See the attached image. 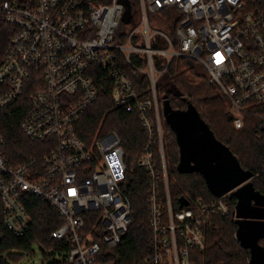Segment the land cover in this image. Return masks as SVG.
<instances>
[{
	"label": "built area",
	"instance_id": "2783aa9c",
	"mask_svg": "<svg viewBox=\"0 0 264 264\" xmlns=\"http://www.w3.org/2000/svg\"><path fill=\"white\" fill-rule=\"evenodd\" d=\"M127 6L132 15L124 22ZM167 26L174 27V38ZM1 29L7 37L0 54V109L27 92L20 129L32 140L52 139L53 146L41 160L13 162L0 136V237L6 231L22 235L30 226L25 194L57 209L62 223L50 237L68 248L51 255L69 264H96L103 246L118 245L127 232L131 202L122 190L121 137L107 131L87 143L74 127L97 97L88 73L96 64L113 82L114 103L135 111L148 136L138 160L148 172L153 231V252L144 261L192 264L189 248L204 247L205 217L212 211L228 213L231 192L173 210L156 83L173 57L196 59L227 99L234 125L241 127L252 106L264 103V0H0ZM130 69L147 75L151 95L137 91ZM156 139L161 174L152 151Z\"/></svg>",
	"mask_w": 264,
	"mask_h": 264
},
{
	"label": "trees",
	"instance_id": "16d2710c",
	"mask_svg": "<svg viewBox=\"0 0 264 264\" xmlns=\"http://www.w3.org/2000/svg\"><path fill=\"white\" fill-rule=\"evenodd\" d=\"M6 37V33L1 29L0 54ZM204 70L206 71L196 59L186 56L173 57L157 80V97L162 105L167 101L172 108H185L188 102L194 104L215 136L232 150L244 168L253 171L251 182L254 189L264 197V172L258 173L264 166V103L252 106V112L245 115L244 124L236 127L225 96L209 80ZM128 71L137 91L140 94L151 95L147 75L131 69ZM88 73L92 77L97 97L75 119V131L87 143L96 134L107 131H116L121 137L126 165L122 190L130 199L132 218L120 243L111 248L103 246L96 264L102 262L146 264L144 258L153 252V231L148 210V172L139 166L138 160L144 153L148 136L135 111H127L123 106L114 103L113 82L105 71L92 64ZM27 105L28 95L24 92L18 100L0 109V136L6 141L3 150L13 162L26 157L41 160L53 146L52 139L32 140L23 135L20 121ZM162 130L168 190L173 210L180 208L179 202L182 197L189 200L191 207H195L199 199L205 203L212 201L216 196L209 191L200 173L178 171V145L173 130L163 116V107ZM152 151L161 174V156L157 139L152 145ZM159 191L165 204L162 181L159 184ZM22 200L31 219L30 226L22 235L6 231L0 237V264H9L5 253L8 258H19L8 250H29L34 243L51 249L53 254H64L68 248L67 243L50 237L51 231L62 223L57 209L34 195L25 194ZM235 204L236 197L231 194L228 213L212 211L205 217L202 224L204 247L189 248L192 264H248L249 249L242 247L235 237ZM45 264L69 263L64 258L52 257ZM161 264L168 263L165 260Z\"/></svg>",
	"mask_w": 264,
	"mask_h": 264
},
{
	"label": "water",
	"instance_id": "95a60500",
	"mask_svg": "<svg viewBox=\"0 0 264 264\" xmlns=\"http://www.w3.org/2000/svg\"><path fill=\"white\" fill-rule=\"evenodd\" d=\"M128 4V0H123ZM130 8L122 20L131 19ZM163 116L175 134L179 150L177 169L181 173H200L214 196L235 195V237L249 249L248 264H264V197L251 182L253 171L244 168L232 150L218 139L197 108L188 102L185 108H172L165 101ZM180 198L179 206L188 205Z\"/></svg>",
	"mask_w": 264,
	"mask_h": 264
},
{
	"label": "rangeland",
	"instance_id": "374dc122",
	"mask_svg": "<svg viewBox=\"0 0 264 264\" xmlns=\"http://www.w3.org/2000/svg\"><path fill=\"white\" fill-rule=\"evenodd\" d=\"M165 17H168L169 19H173V14L166 13ZM125 27L126 26H122L118 32L124 30ZM165 30L171 35V37L173 38L175 37L174 27L167 26ZM204 72L206 73V76H207L208 75L207 71L204 70ZM226 102L228 104L227 99H226ZM160 106L161 108L163 107L161 101H160ZM228 110H229V104H228ZM97 135H100V134H96L95 136ZM11 252L13 254L18 255L19 258L18 259L7 258L9 264H39L41 262L50 261V259L54 256V255H51L53 254L51 249L41 246L39 243H34L29 250L12 249Z\"/></svg>",
	"mask_w": 264,
	"mask_h": 264
},
{
	"label": "flooded vegetation",
	"instance_id": "af4514ba",
	"mask_svg": "<svg viewBox=\"0 0 264 264\" xmlns=\"http://www.w3.org/2000/svg\"><path fill=\"white\" fill-rule=\"evenodd\" d=\"M260 243L264 244V241L262 239H260Z\"/></svg>",
	"mask_w": 264,
	"mask_h": 264
}]
</instances>
